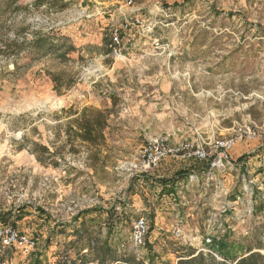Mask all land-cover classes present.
I'll return each mask as SVG.
<instances>
[{"label":"rangeland","instance_id":"374dc122","mask_svg":"<svg viewBox=\"0 0 264 264\" xmlns=\"http://www.w3.org/2000/svg\"><path fill=\"white\" fill-rule=\"evenodd\" d=\"M46 1L0 0V212L24 210L15 228L37 241L26 255L0 246V262L32 264L44 254L55 264L72 239L61 226L84 210L112 207L127 209L116 229L124 249L148 254L132 238L145 217L146 241L162 262L176 264V244L230 255L256 248L264 240V190L254 186L264 183V0ZM128 16L143 25L122 34L117 57L111 34ZM40 34L69 38L76 51L67 61L24 48L14 54L15 44ZM84 108L110 113L97 146L68 138L67 125ZM155 137L236 143L217 154L222 168L170 158L142 174L141 149ZM32 143L54 154L47 166L29 152ZM238 147L245 154L234 158ZM179 171L188 179L174 181ZM100 223L87 222L91 234Z\"/></svg>","mask_w":264,"mask_h":264},{"label":"trees","instance_id":"16d2710c","mask_svg":"<svg viewBox=\"0 0 264 264\" xmlns=\"http://www.w3.org/2000/svg\"><path fill=\"white\" fill-rule=\"evenodd\" d=\"M35 3L39 7L47 3V1L36 0ZM21 48L26 49L31 56L37 55V57H43L49 54H56L63 61H67L68 55L76 51V48L69 38L62 37L56 43L47 34H40L31 42L24 40L21 43L15 44L14 54H19ZM1 53L4 52L0 50ZM53 81L56 89H59L61 83L58 77L53 76ZM109 116V112L93 108H84L79 117L71 120L67 125L68 138L97 146L104 140V131L108 127ZM32 146L33 149L28 148L29 152L36 156L39 163L47 166L54 154L46 146L36 143H32ZM22 149H25V147ZM52 164L54 166L58 165L55 162ZM188 176L183 171H179L174 181L180 182L185 179L187 180ZM138 181L144 183L143 185L146 187L151 186L150 182L144 178H139ZM167 193H172V190L167 191ZM126 212V208L117 211L113 207L108 210L89 209L79 212L73 218L72 223L65 224L60 228V234H65L66 230L70 229L72 231V239L59 249L58 260L55 264H173L169 261H159L157 259L158 256L153 251V246L148 244L146 239L144 246L149 251L147 255H139L124 249L125 241L120 237V232H116V229L122 226V223L126 220ZM94 214L96 216H91L90 219H87L88 215ZM26 215L24 210L20 208L0 212V225L15 227ZM98 220H101V223L96 225L94 234H91L87 222L94 224ZM103 230H106L105 238H102ZM227 237H230V234ZM6 249L11 248L7 247ZM172 253L177 257L176 264H264V240L256 248L250 249L242 255H230L225 252L197 251L191 247L177 244L173 248ZM43 257L44 254L36 256L32 264H47L45 259L43 260Z\"/></svg>","mask_w":264,"mask_h":264},{"label":"built area","instance_id":"2783aa9c","mask_svg":"<svg viewBox=\"0 0 264 264\" xmlns=\"http://www.w3.org/2000/svg\"><path fill=\"white\" fill-rule=\"evenodd\" d=\"M159 7L169 3L171 0H154ZM127 4L133 6L135 0H126ZM153 22L149 23V28ZM142 22L134 17L128 16L123 24L118 28L113 29L111 34L110 48L117 57H121V47L123 45L122 34L130 32L133 27H142ZM152 27V26H151ZM156 49H162V46L158 40L154 42ZM254 136V133H250L249 137ZM235 139L217 140L207 146H198L190 143H183L180 145H173L166 137H155L148 139L141 149L138 167L142 174H148L163 163V161L175 158L181 161H192L197 160L199 162H212L213 168H222L223 158L217 156V154H227L235 147ZM257 190H264V183H254ZM176 229V235L180 234V230ZM149 231L148 221L145 217H139L135 221L133 231V242L135 246L142 247L145 243L146 236ZM207 243L211 244L212 239L208 238ZM0 246L2 248H15L21 251L22 254L26 255L30 251L37 247V241L27 235L19 232L15 227L6 225L0 229ZM200 251L208 252L206 249ZM210 252V251H209ZM217 255V254H216ZM219 258V257H218ZM0 264H9L6 262H0Z\"/></svg>","mask_w":264,"mask_h":264},{"label":"crops","instance_id":"0c3cea01","mask_svg":"<svg viewBox=\"0 0 264 264\" xmlns=\"http://www.w3.org/2000/svg\"><path fill=\"white\" fill-rule=\"evenodd\" d=\"M167 83H170V82H167ZM164 88L166 89H169V86L166 87V85L164 86ZM169 140H170V137H168ZM243 154H245V151H242L240 147H238L237 149H235L233 151V155H234V158H238L240 156H242ZM158 172V171H157ZM163 171L161 172H158V178H163L164 176L162 175ZM151 187V186H148V188Z\"/></svg>","mask_w":264,"mask_h":264}]
</instances>
